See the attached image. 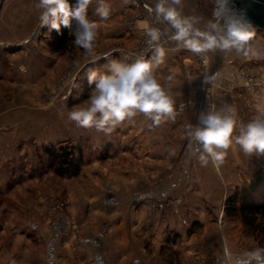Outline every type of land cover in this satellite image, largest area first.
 Wrapping results in <instances>:
<instances>
[{
  "label": "rangeland",
  "instance_id": "1",
  "mask_svg": "<svg viewBox=\"0 0 264 264\" xmlns=\"http://www.w3.org/2000/svg\"><path fill=\"white\" fill-rule=\"evenodd\" d=\"M24 1L0 0V3L8 5L10 2L18 4ZM34 1L36 0L31 2ZM11 13L13 12H0V18L4 16L9 18ZM5 19L1 18L0 22ZM0 26H2L0 31L5 32L4 25L0 24ZM30 30L19 46L28 53L33 51L36 57L33 59L34 62H30V55L27 56V53L21 55V63L17 71L21 76V85L24 86V96L17 97L15 92L10 91L11 89L6 91V101L14 104L9 111L20 110L19 114L15 115L17 121L13 122L7 132L10 135L28 133L27 138L31 137L30 133L36 135L37 151H40L38 160L41 154L43 155L41 160L43 159L42 168L45 172L42 192L44 197L41 198L42 200H38L37 196L31 199L39 204L36 212L32 209L31 212L37 215V220L43 223L42 225H46L50 240L56 236L54 228L62 224L61 238H64V245L60 249V255L64 253L63 256L66 257L64 264H76L75 259L80 255L91 256L98 250L105 251L104 245L89 246L85 241L88 237H98L104 242L111 235L112 221H116L123 213L120 212L123 209L120 207L122 205L130 208L140 205L135 208V211L141 208L136 211L137 214L139 213L138 217L130 219L125 216V218L130 221V234L134 230L130 224L139 222V231L134 233L144 238L149 247L152 240L150 236L157 231L160 234L166 233L173 242L176 239L178 241L185 233L201 236L206 231L214 232L218 235L219 245L224 247V241H227L228 256L232 260L253 248L264 247L263 231L260 232L244 224L239 215L229 217L225 211L226 200L236 189L249 186L260 173H264V154L254 153L247 156L238 145L234 144L227 150L224 162L218 168L211 163L207 167H201L197 154L188 147L186 136V129L198 124L196 115L193 118L192 109L193 106L201 105L199 83L198 96L189 87L188 100L184 101L182 99L185 97L176 94L177 91L180 93L182 90L181 87L176 86L179 80L176 83L173 82L176 79L171 81L170 94L175 101V118L165 120L157 127H150L152 121L141 114L125 121L109 134L82 128L68 119V112L84 106L95 87L94 84H88L86 74L89 69L100 74H112L105 69L108 64L107 58L102 59L107 51L102 52L99 63L91 62L98 64L93 66L89 64L88 57L84 53L76 51L74 40L67 50L53 52L49 45L50 31L41 26L39 17ZM258 30L259 36L250 41L253 46L252 53L256 56L252 59L249 57L245 62L246 66L241 67V70L244 68L253 73L256 80L261 81L252 95L243 89L245 124L256 117L250 115L248 103L250 101L254 103L253 100L258 94L260 100H264V30ZM167 52L177 57L184 55L177 51ZM252 53L249 56L252 57ZM185 62L186 58H183L182 63ZM162 67L169 68L164 71L165 73L158 72V68H154V73L161 83L167 84L169 76L175 78L174 75H168L169 72H175V67L167 64ZM187 70L198 77L192 63L187 66ZM244 78L245 76H242V83ZM183 81L178 83L179 86ZM74 83L76 87H73ZM27 85L31 87L27 89ZM246 100L248 103L245 104ZM187 106H190V111L183 109ZM195 109L197 110L196 107ZM31 140L29 138V141ZM61 144L75 148L76 156H82L80 174L58 175L50 167L44 147H58ZM146 157H149L148 163ZM136 167L142 175L147 174L149 177L145 179L141 175L138 178L139 173L129 175L128 172H133ZM38 168L40 173L39 164ZM126 177L131 178L125 181ZM127 183L133 185L128 186ZM168 187L172 188L168 198L156 193ZM260 193L257 198L264 196V185ZM157 204H163L164 208L160 210ZM172 214L175 218L170 216ZM180 215L185 217L186 224L176 222L182 220L183 217ZM154 222L158 223L156 227L153 226ZM149 223L153 228L148 226ZM154 228L156 232L153 233ZM150 230L152 234L149 233ZM199 241L203 244L202 239ZM161 249L164 251V246ZM191 255V259L186 262L194 264L208 262L207 256H200L199 253ZM168 258L167 264H175L178 259H180L179 263H182V258L175 257L173 253H170ZM89 260L86 263L89 264ZM216 260L217 256L213 257L210 260L211 264L216 263Z\"/></svg>",
  "mask_w": 264,
  "mask_h": 264
},
{
  "label": "crops",
  "instance_id": "2",
  "mask_svg": "<svg viewBox=\"0 0 264 264\" xmlns=\"http://www.w3.org/2000/svg\"><path fill=\"white\" fill-rule=\"evenodd\" d=\"M31 1L25 0L18 4L10 2L8 5L3 4V2L0 3V12H13L9 18L5 16L1 17L6 19L0 22V24L4 25L3 29L5 31H0V46H3L0 48V264H64L66 257L63 256L64 253L62 256L60 255V249L64 245V238H61L63 236V230H61L62 224H58L54 228L56 236L50 240L48 239L46 225H42L43 223L37 220V215L31 212V209L33 212H36L37 206L39 205L31 199L37 196L38 200H42L41 198L44 197L42 192L44 191L43 183L45 172L42 168L43 159L41 160L43 155L41 154V158L38 160L40 151H37L36 135H31L30 133L31 137L29 138L32 140L29 141V138H27L28 133L10 135L7 132L10 130L12 124H14L13 122L17 121L15 115H18L20 110L11 109V112L9 111L14 104L6 101V91L11 89L10 91L15 92L17 97L24 96V86L21 85V76L19 75V71H17L19 68L18 65L21 63V55L22 53L24 55L27 53V56L30 55V62H34L33 59L36 57L32 53L33 51L28 53L26 49L23 51V48L19 46L20 42L26 37L25 35H28L31 31L30 29H33L36 18L40 17L41 14V10L36 8L38 0ZM144 1L146 3L148 2L152 7L156 3V0ZM106 2L111 8V14L107 20H101L100 17L95 15V4L91 5L88 11V18L97 22L99 25L97 56L95 58L88 57L89 64L93 66L98 65L97 63L101 60L100 55L103 51H108L106 49L118 44L132 48L137 43V35L129 30V23L136 11L130 7L129 3H125L124 0H106ZM180 11L182 15L199 18L197 27L201 30H206L209 22L214 19H225L233 15H242L251 24L255 33L254 40L259 36L257 33L259 31L258 29L262 30L261 27L252 23L244 10L238 8L237 2H228L225 5V0H182ZM164 26L167 29V35L170 36L173 30L167 24H164ZM172 43L175 44V42ZM76 51L84 53L83 50L77 47ZM208 53L211 56V71H213L215 81L219 84L227 85L231 83L239 87H242L243 84L242 79L238 76L239 70L242 66H246L247 63L245 62H247L249 57L252 59L256 56V54L252 53V57L249 56L250 54L245 57L235 50L228 52L217 50ZM183 54L177 57L171 52H166L164 62L155 68H158V72H164L169 68L162 67L165 64L175 67L174 71L177 74L172 71L168 75L175 76L174 79L176 80L173 81L174 83L177 80H179L178 83L184 80L181 86L176 83L177 87L182 88L181 92L179 93L177 91L176 94H181V96L185 97L182 100L186 101L188 100L187 94L188 92L190 93L188 90L189 87L191 91L193 90L192 92L194 94L198 93L199 79L197 75L194 76L193 73L187 70V66L190 63L195 67V57L190 53ZM182 57L186 58V67L182 63ZM103 58H107L106 61L108 64L105 66L107 71H110L109 64L111 60L128 64L119 57H111L112 59L108 57ZM91 62L97 63L92 64ZM185 76L186 79H184ZM189 84L191 85L189 86ZM30 87L27 85V89ZM200 97L201 93L199 94V99ZM260 99L261 97L258 94L256 99L253 100L254 103L250 101L249 104L247 100L245 102V104L248 103L249 105L248 109L252 117L262 112L264 100ZM193 107L192 113L193 118L196 115V123L199 122L200 113L209 109L212 111H221L227 107L234 110L235 116H239L245 108L243 95L238 90L237 92L228 93L227 96H223L218 92L213 96L212 104L201 102V105L199 104V106L196 105ZM183 109L191 110L190 106L183 107ZM146 158L148 160L146 162L148 163L150 161L149 157ZM152 162L154 163V161ZM38 164L41 168L40 173L38 172ZM128 173L129 175L139 173L137 175L138 178L142 175V172L137 167L134 168L133 172L129 171ZM142 176L145 179L149 177L147 174ZM128 178L131 177H126L127 180L125 179V181H129ZM126 185L132 186L133 184L127 183ZM175 188L177 189V187ZM171 189V187H168L156 193L168 198L172 191ZM137 206L140 205L138 204ZM137 206L134 208H130L127 205L120 206L123 208L120 212L123 213L118 216L116 221H112L111 235L104 242L98 237H88L85 241L89 246L97 247L104 245L106 247L105 251L101 252L98 250L95 254L92 253L91 256H77L75 259L76 264H88L86 262L89 259V264H167L170 253H173L175 257L182 258V263L184 264H194L192 262H186L188 259H191V254L193 253H199L200 256H207V264H211L210 260L217 256L216 263L213 264H218V258L224 256L225 250L217 241L218 235L214 232L209 233L207 231L201 236H196L194 233L191 235L185 233L180 236L178 241L176 239L173 242V239H170L166 233L160 234L158 231L154 233L156 232L154 228V230L152 229L154 235L150 236V239H152L151 246H147L144 238L134 233L135 231H139V222L130 224V227L134 230L131 234L129 231L130 221L127 218L132 219L139 216V213L137 214L136 211L138 212L141 208L135 211ZM170 216L175 218L173 214ZM184 218L179 221L175 220L178 224H186V219ZM157 224L154 222L153 226L156 227ZM148 226L152 227L150 223ZM152 230L149 233L152 234ZM200 239H202L203 244L199 241ZM210 244H212V247H210ZM162 246L165 248L164 251L162 250L163 248L161 249ZM178 260L180 261V259ZM178 260L175 264H182Z\"/></svg>",
  "mask_w": 264,
  "mask_h": 264
},
{
  "label": "clouds",
  "instance_id": "3",
  "mask_svg": "<svg viewBox=\"0 0 264 264\" xmlns=\"http://www.w3.org/2000/svg\"><path fill=\"white\" fill-rule=\"evenodd\" d=\"M227 3L225 0V5ZM93 4L96 5L95 15L107 20L111 8L106 0H75L74 4L69 0H38L36 8L41 10L39 20L42 27L57 32L61 26L70 29L74 45L82 49L86 57L95 58L99 25L88 18L89 7ZM181 6L182 0H156L154 7L148 8L156 21L173 30L168 40L175 42L178 48L200 55L210 51L235 50L247 57L253 52L250 41L255 33L242 15L214 19L206 30H201L197 27L199 18L182 15ZM139 27L146 34L150 58H137L131 64L111 60V75L89 69L86 74L88 84L95 87L84 106L68 112V119L77 126L109 134L125 121L141 114L152 121L150 127L153 128L175 118V101L170 94L174 78L169 76V83L163 84L154 74V68L162 64L166 56L162 39L167 35V29L161 30L148 22H141ZM121 54L127 58L123 52ZM205 81L210 82V78L205 77ZM73 87H76L75 83ZM186 136L188 147L197 154L201 167L211 163L218 168L234 144L247 156L264 154V112H259L246 124H237L233 109H209L200 113L198 124L186 129ZM223 246L225 256L218 258V264H264V247L253 248L232 260L228 256L227 241Z\"/></svg>",
  "mask_w": 264,
  "mask_h": 264
},
{
  "label": "built area",
  "instance_id": "4",
  "mask_svg": "<svg viewBox=\"0 0 264 264\" xmlns=\"http://www.w3.org/2000/svg\"><path fill=\"white\" fill-rule=\"evenodd\" d=\"M129 5L131 8H133L136 11L132 20L129 23V30L137 35V43L132 48L123 45H118V47L108 50L102 56V58L109 57L108 54L111 53L110 57L119 56V58L123 59L128 64L133 63L134 60L137 58H144V59L149 58L151 53L147 49V45H146L147 37L144 31L139 27V24L141 22H148L150 25L154 27L160 28L161 30H165L164 23H160L156 21L154 15L149 13L148 8L152 6L148 2L146 3L144 0H136V2H130ZM162 44L165 47L166 52L177 51L181 53H190L195 57V68L199 77V87H200L202 103L212 104L213 96L215 95V93L218 92H220V94H222L223 96H227L228 93L237 92L238 90L243 95V89H244L246 93L252 95L257 90L258 86L261 83L260 80L255 79L253 73L248 72L247 70L242 68V70L240 69L238 73V76L241 79L242 76L243 77L245 76L242 87L234 86L231 83H228L227 85H223V84L218 85L215 81L213 71H211V57L209 56L208 53L200 55V54L191 53L182 48H178L175 44L172 43V41L168 40V35H166L162 39ZM121 52H123L127 56V58L124 55H122ZM205 77L210 78V82L206 83ZM244 113L246 114V111H243L242 114H240L239 116H235L236 121H238L239 124L245 123ZM61 206L62 205H60V208H62ZM157 207L161 210L162 208H164V205L157 204Z\"/></svg>",
  "mask_w": 264,
  "mask_h": 264
},
{
  "label": "trees",
  "instance_id": "5",
  "mask_svg": "<svg viewBox=\"0 0 264 264\" xmlns=\"http://www.w3.org/2000/svg\"><path fill=\"white\" fill-rule=\"evenodd\" d=\"M69 2L74 4L75 0H69ZM74 30L75 25H73ZM50 35L49 45L53 52L67 50L74 40L70 29L63 26L59 32L50 31ZM44 153L47 154L49 165L56 174L73 176L80 174L82 156H76L75 148L62 144L58 147L47 146L44 147ZM256 178L249 186L233 192L226 200L225 211L229 217L239 215L244 224L260 232L263 231L262 241L264 242V196L257 198L264 185V173H260Z\"/></svg>",
  "mask_w": 264,
  "mask_h": 264
},
{
  "label": "water",
  "instance_id": "6",
  "mask_svg": "<svg viewBox=\"0 0 264 264\" xmlns=\"http://www.w3.org/2000/svg\"><path fill=\"white\" fill-rule=\"evenodd\" d=\"M237 2L238 8L244 10L252 23L264 29V0H228Z\"/></svg>",
  "mask_w": 264,
  "mask_h": 264
}]
</instances>
